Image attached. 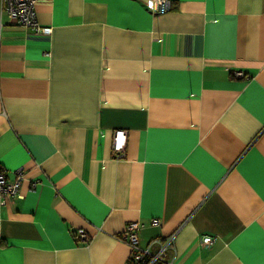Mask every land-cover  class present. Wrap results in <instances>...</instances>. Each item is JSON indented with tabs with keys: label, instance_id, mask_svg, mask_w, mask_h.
Masks as SVG:
<instances>
[{
	"label": "crops",
	"instance_id": "0c3cea01",
	"mask_svg": "<svg viewBox=\"0 0 264 264\" xmlns=\"http://www.w3.org/2000/svg\"><path fill=\"white\" fill-rule=\"evenodd\" d=\"M145 1L36 0L45 36L0 0V166L25 176L0 264H131L132 221L173 264H264V0Z\"/></svg>",
	"mask_w": 264,
	"mask_h": 264
},
{
	"label": "built area",
	"instance_id": "2783aa9c",
	"mask_svg": "<svg viewBox=\"0 0 264 264\" xmlns=\"http://www.w3.org/2000/svg\"><path fill=\"white\" fill-rule=\"evenodd\" d=\"M36 0H2V8L7 11L10 18L17 24L30 28L34 35H49L52 32V27L49 25H42L38 22L34 4ZM147 8L152 12H163L168 8V0H146ZM241 76V72L236 73ZM126 142V134L122 129H117L113 135V147L118 156L123 155ZM25 179L22 167L14 170V177L9 178L4 167L0 166V205L11 202L16 198H22L23 193L21 185ZM34 187L35 183H31ZM155 224H159V219L153 220ZM139 223L132 221L124 227L121 238L129 245L130 248V262L131 264H173L172 258L166 256V251L172 248L173 235L165 237L160 243L157 251H150V247L155 240H152L147 247L141 248L139 246V236L137 230ZM77 236L80 239H87L86 233L79 229ZM202 244L210 245L215 240L214 236L203 235Z\"/></svg>",
	"mask_w": 264,
	"mask_h": 264
}]
</instances>
